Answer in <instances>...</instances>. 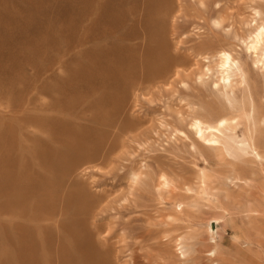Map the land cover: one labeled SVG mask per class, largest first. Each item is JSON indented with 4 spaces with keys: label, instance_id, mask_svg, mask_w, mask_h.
I'll use <instances>...</instances> for the list:
<instances>
[{
    "label": "rangeland",
    "instance_id": "374dc122",
    "mask_svg": "<svg viewBox=\"0 0 264 264\" xmlns=\"http://www.w3.org/2000/svg\"><path fill=\"white\" fill-rule=\"evenodd\" d=\"M219 1L237 20H250L251 0ZM197 2L0 0V264H182L174 241L181 235L188 245L199 237L186 264H264V160L229 171L209 153L207 165L182 148L176 139L191 105L209 121L229 108L208 85L192 86L184 75L191 90L161 83L165 65L191 69L198 53L225 43L211 25L217 14ZM259 9L264 13L263 4ZM241 55L256 118L263 119V74ZM243 130L240 124L239 136ZM154 157L169 164L163 169L178 185L168 203L195 205L175 229L166 227L170 207L153 185L130 191L133 167L143 159L153 165L148 178L156 177ZM201 170L217 175L212 195L188 198L193 193L185 188H196Z\"/></svg>",
    "mask_w": 264,
    "mask_h": 264
},
{
    "label": "bare ground",
    "instance_id": "6f19581e",
    "mask_svg": "<svg viewBox=\"0 0 264 264\" xmlns=\"http://www.w3.org/2000/svg\"><path fill=\"white\" fill-rule=\"evenodd\" d=\"M218 1L219 0H198L197 3L203 7L204 11H206L207 8L210 7V9L217 14V17L214 18V20H212L211 25L215 29H221V31L224 33L226 39H225V43L221 42L223 46L221 45L222 47L220 46L217 50L214 49L212 51V47H210L211 51L206 49L203 52H200L198 54L196 53L197 55L196 54L195 55H196V58L198 57V59L195 60L196 58L195 59L193 58L195 61L193 62V59H191L193 63L190 64V62H189V64H190L189 66L191 69L186 68V66H184L185 69H177L178 68V66H177L176 69L172 68V70H170V67L167 68V65H165L166 62H164V65L166 66V68H163V69H167V71L164 73L165 78L162 81L161 80H159V81H161V83H163V84L166 81L168 82V80L170 81V83H174V82L178 81L181 84V87L185 88L186 90H191L189 83L180 80L181 75H184V78L191 80L192 86L208 85L210 91H212L215 95H217L218 96L217 98H219L225 102L226 107L229 108L228 115H226V114L220 115L217 118H215L214 120H210V121H209V119L206 120L207 118L206 119L202 118L199 115L200 113L197 110V108H195V106H193V105H191L188 109L189 110V114L187 115V116H189L188 122H186V119H184L183 114H181L180 112H177L176 113L177 120L180 123L186 122V124H185L186 131H178V136H177L176 141L179 142V145L182 148L188 147L190 149V152H193V153L201 156L204 159V161L207 163V165H210L208 160L206 159V156H207L206 153H209L211 155L210 158H212V160H214V162L216 164L224 165L226 167V168L223 167L224 169L230 168L231 171H234V167L237 164L239 165V163L242 166L243 162H245V161L250 160V161L256 163V162L264 160V156H262L261 152H260L261 148L264 146V141L260 142V139H261L260 129L264 128V118L263 119H262V117H261V119L256 118V110H255L254 106H252L253 105V96H252V92H251V86L249 83V79H250L249 71L247 70L246 66L241 61V57H242L241 54L244 53L245 55H248L249 58L252 59L251 60L252 64L255 66L256 70L257 71L259 70L263 74V77H264V17H263L264 13L259 9V6H261V4L264 5V0H251L250 1V2L254 3L255 6L251 8V15H250L249 21H247L244 18H240L239 20H237L235 17L238 16V14L237 13L231 14L229 12L227 13V7H229V6H227V5L221 6V5H219V2L221 3V1H219V2ZM223 4H225V3H223ZM184 15L185 14H183V16ZM186 15H187V13H186ZM184 17H186V16H184ZM204 19H206V18H204ZM227 21H228V24L225 25V22H227ZM237 23L240 25L245 24L246 29L244 31L239 30ZM218 39H220V38H218ZM218 39H216V40H218ZM208 40H209V38H208ZM211 41H213V40H211ZM152 44H153V42H152ZM238 45H240V47H241V53L237 52V50H236ZM165 58H163V59H165ZM161 59H160V61H161ZM168 60H170V59H168ZM191 60H189V61H191ZM147 61H148V59H147ZM160 61H159V63H160ZM162 61H164V60H162ZM171 61L172 60H170V63L174 64V63H172L174 61H172V62ZM175 62H176V60H175ZM199 62L201 63L200 65H202V66L199 65ZM159 63H156V64H159ZM156 64H155V66H156ZM175 64L177 65L178 63L176 62ZM179 64L182 65V62H180ZM159 65H158V67H159ZM162 65L163 64L161 62V66H160L161 69L164 66V65L163 66ZM187 66H188V64H187ZM152 67L148 70L149 72H150V70L152 71ZM144 68H146V67H144ZM154 68H156V67H154ZM154 71L155 70H153L150 75H153ZM145 72H147V71L145 70ZM155 73H157V72H155ZM147 74H149V73L147 72ZM157 75L159 76L161 74L159 73ZM162 75H163V73H162ZM156 79H158V77H156ZM159 79H162L161 76ZM151 82H152V80H151ZM154 83H155V79H154ZM163 84H161V85H163ZM149 87H152V86H149ZM193 89H195V88L193 87ZM165 91L167 92V90H165ZM168 91H169V89H168ZM238 94H240L239 100L237 99ZM222 111H225V110H222ZM240 124L243 125V129H244L241 136H239L237 133L238 132L237 130H238V127ZM149 147H151V146H149ZM178 148H179V146L175 147L176 150H178ZM162 153L163 154L168 153L167 149H163ZM162 156H166V155H162ZM158 158H155V157L152 158V160H153L152 162L154 163L155 167L157 168L156 170L158 172V174L155 177L156 179L155 178L154 179L148 178L147 173H148V171L149 172L153 171L152 170L153 165L147 161H144V159H143V161L141 160L142 162L140 164V167H138V169L135 166L133 167V169L134 168H136V169L131 172V176H130V183H131L130 188H131V190L130 191L133 192V190H135L137 187H142L144 185L151 184L154 186V192L156 193L157 197L163 198L165 196L167 198L166 202L170 207V211L173 212V213L170 212V214H168L167 217L165 216L167 218V221H168V223L166 224L167 225L166 227H168L169 230H171L175 225V224H173V222L175 220L179 221L182 219L181 215H184L185 209L187 207H189L190 209H193V207L195 205L194 204H192V205L190 204V206L186 205V207L184 208L183 206H181L180 202L177 205L171 204L170 202L168 203V201H170L174 192H176L175 190L178 188V185L175 184L176 180L174 181L173 179H171L166 174V172H165L166 170L163 169V166L171 168L169 166V164H167L165 162V160L162 161ZM162 158L165 159L166 157H162ZM169 160L170 159H168V161ZM104 161H106V160H104ZM172 161H174V160H172ZM132 163L134 164V161ZM177 163H178V161H177ZM133 164H131V167ZM172 164L174 166V163H172ZM122 165H124V164H121V166ZM124 166L127 167L128 165H124ZM116 167H117V165H116ZM129 169H130V167H129ZM178 169H180V167ZM230 169H229V171H230ZM221 170H218V171H221ZM212 171H213V169H212ZM249 174H251V173H249ZM224 175H225V173H224ZM239 176L240 175H238V177ZM219 178H220V176H219ZM213 179L216 180L217 175L215 176L214 173L212 175H210L207 173V171L201 170L197 175V180H196L197 184L194 183L196 188L195 189H193L191 187L185 188L186 192L193 193V196H188V198H195V196H198L199 194H203L205 197L212 195L211 192H212L213 188L210 185V182L213 181ZM228 179H229V177L226 176V178L224 180L228 181ZM233 179L242 181L240 178H236V177ZM231 180L232 179H230V182H231ZM243 181H244L245 185H248L247 180H243ZM225 183L226 182H224V186L226 185ZM218 186H220V185H217V187ZM217 187H216V189H217ZM224 190L228 191L226 189H224ZM225 200H228V199H225ZM207 201H209V200H207ZM190 203H192V202H190ZM135 208H136V206H135ZM174 216H176V217L174 218ZM31 223L36 224L35 222L33 223L32 221H31ZM45 224H47V222ZM34 226H36V225H34ZM40 229H38V230H40ZM174 229H175V227H174ZM110 230H111V228H110ZM146 231H148L147 228H146ZM149 232H151V231H149ZM147 233H144V235ZM210 233L212 236L217 235V232H210ZM58 234L61 235L60 233H58ZM152 234H153V232H152ZM169 234H170V232H169ZM165 236H167V234ZM102 238H101V241H102ZM168 238H170V237L168 236ZM193 238L196 241H195V243H192L190 245L185 243V241L187 239V237H185V236H182V235L177 236L174 239L176 259L178 261H180V263H182V264H186L189 260H192V259H189L190 254L197 252V250L194 247H195V244L197 243V239H199V237L197 238V236H196V237H192L191 239H193ZM150 240H151V238H150ZM144 243H146V242L144 241ZM145 245L143 244V246H145ZM148 245H150V244H148ZM154 245H156V244H154ZM158 249L160 251L159 247H158ZM120 252H121V250H120ZM215 253H216L215 249H211V250L207 251V254L209 257L214 256ZM105 255H104V257H106V259H107V256H105ZM160 256L161 255H159V257ZM104 262H105V260H104ZM92 263H93V261H92ZM129 263H130V261H129ZM160 263H161V261H160ZM93 264H95V263H93Z\"/></svg>",
    "mask_w": 264,
    "mask_h": 264
}]
</instances>
